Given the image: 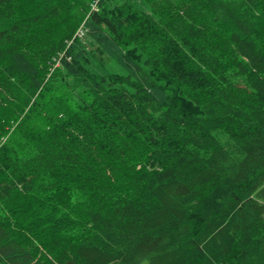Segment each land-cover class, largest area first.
Here are the masks:
<instances>
[{"label":"trees","instance_id":"1","mask_svg":"<svg viewBox=\"0 0 264 264\" xmlns=\"http://www.w3.org/2000/svg\"><path fill=\"white\" fill-rule=\"evenodd\" d=\"M0 264H264V0H0Z\"/></svg>","mask_w":264,"mask_h":264},{"label":"bare ground","instance_id":"2","mask_svg":"<svg viewBox=\"0 0 264 264\" xmlns=\"http://www.w3.org/2000/svg\"><path fill=\"white\" fill-rule=\"evenodd\" d=\"M49 78H50V76H49ZM48 82V81H47Z\"/></svg>","mask_w":264,"mask_h":264}]
</instances>
